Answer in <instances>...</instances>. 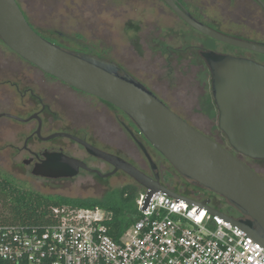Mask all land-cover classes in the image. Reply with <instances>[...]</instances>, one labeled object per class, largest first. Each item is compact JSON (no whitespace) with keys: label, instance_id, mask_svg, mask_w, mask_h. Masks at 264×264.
Listing matches in <instances>:
<instances>
[{"label":"flooded vegetation","instance_id":"1","mask_svg":"<svg viewBox=\"0 0 264 264\" xmlns=\"http://www.w3.org/2000/svg\"><path fill=\"white\" fill-rule=\"evenodd\" d=\"M16 1L27 22L45 40L74 55L113 64L118 74L132 77L189 125L224 146L216 137L196 126L208 125L212 129V126H219L220 123V112L213 95L212 73L205 54L238 56L220 53L207 46L189 44L180 48L173 41L161 42L159 38L163 22L160 18L167 13L166 10L193 32L211 42H219L193 29L163 0H159L163 5L150 8H65L63 16L68 20L60 25L55 21L53 24L35 21ZM176 1L196 21L226 35L219 26L216 28L210 24L207 9L202 10L195 1ZM205 2V8H259L264 15V0ZM149 10L155 13L152 19L148 15ZM102 14L107 15L109 20H101ZM257 18L260 19L259 16ZM66 24L72 29L81 28L85 31L64 34L56 30ZM146 28L153 29L145 32L151 40L143 41L144 37L139 35L132 40L129 30ZM39 29L50 30L43 32ZM100 29L124 30V48H119L117 43L109 49L100 46L99 31H89ZM171 32L176 34L173 29ZM93 33L94 41L89 38ZM178 39L179 35H175L172 40ZM255 44L264 45V42ZM122 49H125L124 54L121 53ZM147 51H152L148 57ZM216 133L228 140L220 128ZM4 134L7 140L0 151H8L17 166L38 180L64 183L85 174L97 178L100 185L108 186L110 178L120 177L146 191L126 172L116 171L115 165L91 153L82 141L132 165L153 180L159 179L161 185L172 192L182 195L179 192L181 188L192 198L209 201L214 209H224L226 212H222L230 217L245 218L225 198L182 177L126 113L101 98L77 90L47 74L12 51L0 38V135ZM227 149L236 153L232 148ZM65 158L83 164L86 168L79 166L75 169L72 162L63 161ZM53 167L66 175H44L53 172L50 170ZM73 172H76L75 176L68 175Z\"/></svg>","mask_w":264,"mask_h":264},{"label":"water","instance_id":"2","mask_svg":"<svg viewBox=\"0 0 264 264\" xmlns=\"http://www.w3.org/2000/svg\"><path fill=\"white\" fill-rule=\"evenodd\" d=\"M185 23L224 44L264 55V45L231 38L196 21L176 0H163ZM264 9V8H263ZM0 38L24 60L69 86L101 98L126 113L142 134L185 179L225 198L245 218L236 219L168 190L132 165L80 141L94 155L123 170L146 189L145 206L156 192L209 207L229 219L264 247V179L229 149L171 111L129 75L106 61L66 52L41 37L27 22L16 0H0ZM212 73L219 128L230 147L251 160H264V65L246 58L205 54ZM73 168L84 167L70 159ZM62 177L59 168H50ZM75 176L76 172L69 173Z\"/></svg>","mask_w":264,"mask_h":264},{"label":"built area","instance_id":"3","mask_svg":"<svg viewBox=\"0 0 264 264\" xmlns=\"http://www.w3.org/2000/svg\"><path fill=\"white\" fill-rule=\"evenodd\" d=\"M145 200L146 191L137 201L139 219L119 239L109 235L111 214L99 208L62 205L51 209L48 224L0 226V262L264 264L263 245L209 207L161 191L146 208Z\"/></svg>","mask_w":264,"mask_h":264},{"label":"rangeland","instance_id":"4","mask_svg":"<svg viewBox=\"0 0 264 264\" xmlns=\"http://www.w3.org/2000/svg\"><path fill=\"white\" fill-rule=\"evenodd\" d=\"M21 7L29 12L32 19L35 21H43L45 24H53L57 22L59 25L63 24L68 19L63 16L65 8H150L154 5H163L159 0H18ZM186 3L195 1L202 10H206L209 16L210 24L214 27L221 29L223 33L228 36L238 37L243 40H248L255 43L264 42V15L259 8H205L206 0H184ZM54 10V11H52ZM52 11V12H51ZM167 13L161 16L160 21L163 22L162 31L160 33V41L167 43L173 41L175 44L183 48L186 45L193 44L195 46H207L215 49L220 53H227L230 55L249 58L257 63L264 65V55L240 50L227 46L221 42H211L199 34L193 32L190 28L181 23L176 17L172 16L168 10ZM260 13V15L258 13ZM157 13V12H156ZM148 15H155L154 12L148 11ZM159 15V13H158ZM259 20H258V16ZM104 18L109 20L107 15L102 14ZM69 25L71 23H68ZM67 25V24H66ZM57 28L58 32L69 34L71 32L84 33L85 30L81 28H70L67 26ZM172 29L176 32L173 34ZM40 31L47 32L50 29H39ZM52 30V29H51ZM153 29H132L129 30V35L133 38L137 35L144 37V40H151L145 35L146 31ZM90 32L99 31L100 33L98 44L106 49L114 47L117 43L119 48L123 47L124 30L118 29H100L89 30ZM122 32V34L120 33ZM260 33V35L258 34ZM94 33L89 37L94 41ZM143 35V36H142ZM175 35H179L178 40H172ZM86 37V35H85ZM93 38V39H92ZM159 41V42H160ZM135 42V41H134ZM149 42V41H148ZM103 44V45H102ZM150 44V42H149ZM146 48V44L144 46ZM124 48V47H123ZM125 49L121 50L124 54ZM152 51H147L146 55ZM196 53V52H195ZM198 55V54H196ZM138 57V56H137ZM198 58V56H197ZM213 101V100H212ZM203 131H206L212 137H216L225 147L231 148L227 139L217 135L219 130L218 124H215L211 128L208 125H196ZM7 137L0 135V149L4 148ZM245 161L253 167L259 174L264 177V160H251L245 159ZM15 159L10 155L8 151H0V185L3 181H7L8 190L10 192H36L41 195L51 198H69V199H98L102 200L109 194L118 191L121 187L131 183L129 180L120 177L110 178L106 185H100L97 178L89 175H80L71 182L64 183H47L42 180H38L29 174L25 173L24 169H21L15 164ZM1 187V186H0ZM182 195L188 196L181 191ZM178 189V190H179ZM16 190V191H14ZM192 198V197H191ZM224 211V209H222ZM226 212V211H224Z\"/></svg>","mask_w":264,"mask_h":264},{"label":"trees","instance_id":"5","mask_svg":"<svg viewBox=\"0 0 264 264\" xmlns=\"http://www.w3.org/2000/svg\"><path fill=\"white\" fill-rule=\"evenodd\" d=\"M234 154L253 169L245 161L247 158L237 153ZM253 170L258 173L255 169ZM259 175L263 178L261 174ZM7 183V181H3V184L0 185V226H42L48 224L53 221L51 209L62 205L81 208H99L111 214V220L108 221L107 225L109 227V235L114 239H119L139 219L140 212L137 201L140 195L144 193V190L140 186L133 183L124 185L118 191L109 194L102 200H75L69 198H51L36 192H16L14 194L13 191L10 192L8 190ZM0 264L10 263L0 262Z\"/></svg>","mask_w":264,"mask_h":264}]
</instances>
